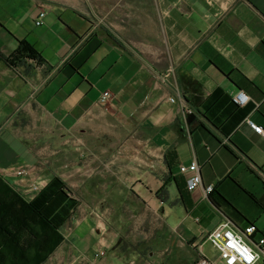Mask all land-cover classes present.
I'll return each instance as SVG.
<instances>
[{"label":"crops","instance_id":"obj_1","mask_svg":"<svg viewBox=\"0 0 264 264\" xmlns=\"http://www.w3.org/2000/svg\"><path fill=\"white\" fill-rule=\"evenodd\" d=\"M20 41L42 62L11 64ZM248 120L264 130V0H0V222L16 231L14 193L39 235L52 222L63 240L39 264H194L216 258L204 237L225 218L264 233V133ZM192 160L207 197L178 170ZM133 205L162 221L153 258L119 247Z\"/></svg>","mask_w":264,"mask_h":264},{"label":"built area","instance_id":"obj_2","mask_svg":"<svg viewBox=\"0 0 264 264\" xmlns=\"http://www.w3.org/2000/svg\"><path fill=\"white\" fill-rule=\"evenodd\" d=\"M44 15L45 11L41 10L35 19V23L40 24ZM111 95L109 90H103L98 97V103L108 107ZM170 100L174 101V98L170 97ZM232 100L239 105H244L249 101V96L242 90H237L233 92ZM190 113V109L185 111V115ZM248 123L257 133H264L261 126L256 125L251 120H248ZM178 170L186 175V189L188 191L201 187L204 197H207L214 190L213 184L202 185L200 165L196 160H192L187 165H178ZM22 172L25 171L23 169L17 171V173ZM256 230L252 223L238 230L231 220L225 218L209 230L204 237L217 251L216 258H210L199 251L194 264H264V233L254 237Z\"/></svg>","mask_w":264,"mask_h":264},{"label":"trees","instance_id":"obj_3","mask_svg":"<svg viewBox=\"0 0 264 264\" xmlns=\"http://www.w3.org/2000/svg\"><path fill=\"white\" fill-rule=\"evenodd\" d=\"M22 58H29L36 60L37 62H42V59L40 58L36 50L26 41H20L16 50L8 57L9 62L13 65H17L18 61ZM55 180L58 182L59 188H61L59 189V192L65 196L66 193L63 190L64 187H62V182L57 178H55ZM0 195H4V193L0 192ZM13 195L16 196L15 205L17 212V229L14 232H8L6 224L0 222V264H6V257L11 254L15 256V264H27V262L29 261V254L31 251L28 249L25 237L22 239L24 231L23 229H21V226H24V230H26L28 235L32 236V238L34 239V245L37 250L31 252V254L36 253V264H39L47 258V256L63 239L59 234L56 233L55 226L52 224V222L47 219L42 220V233L41 235H39L38 232H36V229L40 223L28 213V211L34 210L35 207L31 204H25L21 200V198H19L17 193H14ZM5 204L6 201L0 198V211L5 209V207L3 206ZM20 213L22 214V216H19ZM25 213L28 214V216H26V219H24ZM125 246L126 245L124 243V240L122 239L119 247L121 250H123ZM12 260L13 259H10L11 262Z\"/></svg>","mask_w":264,"mask_h":264},{"label":"rangeland","instance_id":"obj_4","mask_svg":"<svg viewBox=\"0 0 264 264\" xmlns=\"http://www.w3.org/2000/svg\"><path fill=\"white\" fill-rule=\"evenodd\" d=\"M161 225V219L150 211L138 205L137 207L133 205V207L129 206L127 208L126 218L122 219V239L126 245L125 248L138 251V253H134L136 260H140L139 258L142 257L146 258V256L147 258L155 256L157 248H151L153 244H156L152 240H154L155 233L161 228ZM167 239H170L169 235L165 238V241H168ZM205 248L208 254H217L213 247L210 248L206 245ZM138 264H141V262L138 261Z\"/></svg>","mask_w":264,"mask_h":264}]
</instances>
